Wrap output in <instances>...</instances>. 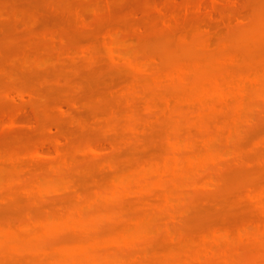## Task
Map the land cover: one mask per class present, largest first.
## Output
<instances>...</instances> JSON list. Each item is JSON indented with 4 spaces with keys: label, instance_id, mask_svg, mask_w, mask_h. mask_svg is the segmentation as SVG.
<instances>
[{
    "label": "rangeland",
    "instance_id": "rangeland-1",
    "mask_svg": "<svg viewBox=\"0 0 264 264\" xmlns=\"http://www.w3.org/2000/svg\"><path fill=\"white\" fill-rule=\"evenodd\" d=\"M38 1L40 4L35 6L32 1L28 2L30 6L23 0H0V101L11 106H24L28 120L25 125L28 123L29 126H20L22 138L31 131L40 132L38 129L48 137L64 135L67 138V156L66 161L60 160L34 171L30 163L15 168L17 165L13 163L17 155L14 149L11 153L5 149L6 152L0 151V264H264V215L249 202L245 203L244 197L264 188V172H261L264 170V129L261 134L258 131L260 127L264 128V1L221 0L213 14H210L211 5L202 11L197 9L202 4L201 0H198L199 4L197 0H189L193 3H189L191 5L186 0L188 7L184 6L185 2L181 4L182 0H129L133 4L132 9L129 1V5L126 4L127 0H63L62 5L59 3L61 0L54 1L57 3L53 0ZM100 2L105 6L108 3L112 10L106 6L109 9L102 12ZM125 4L128 7H124ZM254 6L261 7L257 9ZM116 9L121 14L124 11V16L116 15ZM256 11L260 16L255 15ZM79 13H84V19ZM254 15L257 25L260 24L258 31L255 28L251 30L254 31L252 35L251 31L246 33L251 37L255 35L254 39L257 36L258 41L251 40L248 35H242V39L240 36L232 37L237 44L229 43L230 37L228 42L224 40L236 29L256 22ZM68 19L73 20L72 25L64 24L63 20L66 23ZM110 32L119 39L115 48L121 57L115 65L107 60L105 50ZM74 37L79 41H74ZM193 38H199L198 43L191 46L195 53L200 49L202 52V41L210 39V44L204 48L206 58L201 54L193 55L190 45L186 46L195 41ZM177 45H180L179 51L184 46L179 53L175 50ZM63 47H68L75 54L83 50L91 52L97 60L95 70L88 72L86 66L84 70L82 66L86 61L81 58L63 65L59 57ZM221 47L226 54L218 57L215 53ZM162 48L173 50L170 52L171 62L164 65L161 52L167 50L159 52ZM186 49L191 54H187ZM134 62L140 66L146 63L147 71L144 73L150 76L142 74V78L150 82H142L141 77L134 81L138 76L127 70ZM70 67L72 70L77 68V71L70 73ZM195 68L204 74L198 75ZM180 70L186 72L184 81L178 77ZM156 71L160 73L161 77L156 76L160 77L159 80L152 79V73ZM168 71L174 73L170 79L166 76L170 74ZM35 74L42 76L37 78ZM23 77L30 80L24 81ZM132 81L136 84H131ZM12 83L15 85L9 91L15 94L8 98L5 91ZM71 83L76 87H70ZM127 87H130L131 94L126 96ZM241 87L245 88L247 96L243 109L237 113L235 93ZM40 89L51 94L46 95L47 92ZM42 91L46 93L40 94ZM221 92L230 94L226 105L218 103ZM22 93L31 96L21 100ZM59 106H67L66 109L74 112V118L77 115V121L63 115ZM203 107L206 112H203ZM200 111L205 114L202 120L199 119ZM45 121L63 122L65 129L59 131L54 128V123L51 128ZM94 134L100 135L101 141L109 147L107 154L95 161L90 159L89 153L91 157L87 158L82 149L86 145L85 139L90 137L93 141L97 138H91ZM250 134L254 140L249 143ZM19 135L12 137L14 146L22 139L16 141L15 137L18 139ZM208 136L213 137L209 145L205 142ZM173 139L181 142L179 171L185 172L184 177L178 176L177 179L171 174L169 180L167 178L172 197H177L173 205L159 210V192L149 194L144 203L138 202L134 196L129 197L126 190H137L140 180L153 183L167 162L170 165L174 163L172 155H168L172 153ZM24 144L20 142L19 145L22 153L29 147L28 143L25 144L27 148ZM7 145L1 147L6 148ZM17 147H14L16 153L20 154ZM246 157H250L249 161ZM255 168H259L256 173L253 172ZM235 169H245L249 173L238 175L235 184L226 186V175ZM143 174L147 176L143 178ZM251 181L258 182L256 185L259 187H249L247 183ZM21 184L31 187H26L28 193L29 189L36 191L33 194L36 201L30 200L24 192L26 185ZM114 190L120 193L121 201L99 200L88 204L98 192L105 194ZM7 193L16 195L6 196ZM214 193H220L218 198L227 195V200L224 201V197L222 202H219L220 198L215 200ZM67 198L69 202H65ZM80 207L84 208L86 220L99 216L95 233L102 235H98L100 245L88 241L86 234L72 229L63 231L57 238L59 241L64 236L77 239L78 242L72 245L76 252L70 257L64 256L58 242L52 248V244L58 241L54 238L58 236H45L47 238L44 237L40 243L41 225L34 220L35 213L41 217L50 216L57 226L63 222L61 217L67 211ZM21 221L30 225L27 230L19 227ZM137 221H140L139 225ZM212 221H217L219 227L212 226ZM204 222L206 225L202 227ZM216 228L225 240L211 245L213 240L210 241L209 237ZM247 234L251 240L246 238ZM113 237H133L134 244L108 245V240ZM227 239L230 243L226 242ZM81 241L86 251L77 250ZM38 245H42V252L43 249L47 252L42 254ZM225 245L233 251L230 253ZM222 246L229 252H220ZM15 248L21 250L20 253L15 252L19 251ZM209 248L212 250H206ZM199 254L204 256L203 259L201 255L197 258ZM191 255L196 256L195 262L193 258L190 261Z\"/></svg>",
    "mask_w": 264,
    "mask_h": 264
},
{
    "label": "bare ground",
    "instance_id": "bare-ground-1",
    "mask_svg": "<svg viewBox=\"0 0 264 264\" xmlns=\"http://www.w3.org/2000/svg\"><path fill=\"white\" fill-rule=\"evenodd\" d=\"M16 1V0H15ZM24 2H26V3H28V2H33L34 3V6L37 4V5H39L40 4V2L38 3H36L35 1H33V0H27V1H25V0H23ZM55 0H53V3H57L59 0H57V2H54ZM62 1L63 0H61V2H59L60 4L62 3ZM128 1L129 0H127V2H126V4H128L129 5V3H130V1H129V3H128ZM133 2L135 1V0H132ZM147 1V0H146ZM151 0H148L147 2H150ZM155 1H157V0H155ZM189 1V0H188ZM191 1V0H190ZM188 2V4L189 3H191V2ZM194 1V0H193ZM198 1V0H197ZM196 1V3L197 4H199V3H201V2H197ZM202 1V4H200L198 7H197V9L198 10H203V8H204V10L206 9V8H208V5L211 7V9L212 10H210L211 12H210V14H213L214 12H215V10L218 8L217 7V5H219L220 4V1L221 0H212L210 3L211 4H208L209 3V0H208V2H206L207 0H201ZM263 1L264 0H262L261 2L263 3ZM152 2H154V1H152ZM181 2V1H180ZM183 2H185V4L186 5H184V6H187V1L186 0H182V2H181V4H184ZM261 2H259V5L261 4ZM64 3V2H63ZM104 3V2H103ZM135 3H137V2H135ZM135 3H134V5H135ZM195 3V2H194ZM32 4V3H31ZM126 4H125V6L124 7H128V6H126ZM191 4H193V3H191ZM191 4H189V5H191ZM257 3H255V5H256ZM28 5H30L29 3H28ZM62 5V4H61ZM98 5V4H97ZM96 5V6H97ZM100 5L102 6V12H106V9H109L108 7H106V6H109L110 7V11L112 10L111 9V6L110 5H108V3H107V5L105 6V4L103 5V4H101V2H100ZM100 5H98V9H97V7H95L98 11L100 10ZM130 5H132V6H130ZM130 5H129V8L131 7V9H132V7H133V4L132 3H130ZM188 5V6H189ZM264 5V4H263ZM31 6V5H30ZM32 6H33V4H32ZM60 6V5H59ZM104 6V7H103ZM137 5H135L134 6V9H135V7H136ZM181 6V5H180ZM184 6H182L183 8H184ZM187 6V7H188ZM193 6H195V8H196V5H193ZM256 6H258V5H256ZM86 7H88V6H86ZM181 7V8H182ZM255 7V6H254ZM261 7V6H260ZM260 7L259 8H257V7H255V8H257V9H260ZM123 7H121V9H122ZM137 8V7H136ZM255 8H254V11H255ZM121 9H119L118 8V10H121ZM125 9H127V8H125ZM177 9V8H176ZM178 9H179V7H178ZM256 9V10H257ZM100 10V11H101ZM105 10V11H104ZM109 10H107V12H109ZM117 10V9H116ZM117 10V12H115L116 13V15L118 14V15H120L121 13L119 12ZM123 10H124V8H123ZM128 10V9H127ZM136 10V9H135ZM139 10V9H138ZM16 11V10H15ZM99 11V12H100ZM126 11V10H125ZM129 11V10H128ZM130 11H134V10H130ZM172 11V10H171ZM170 11V12H171ZM258 11V10H257ZM257 11H256V13H255V15L256 14H258V16H260L259 15V13H257ZM16 12H18V11H16ZM127 12V11H126ZM169 12V11H168ZM260 12V11H259ZM120 13V14H119ZM123 14L125 13L124 11L122 12ZM130 13V12H129ZM80 14V18H83L84 19V13H79ZM78 14V15H79ZM123 14H121L120 15V17L123 15ZM126 15V14H125ZM254 15V16H255ZM86 16V15H85ZM124 16V15H123ZM212 16V15H211ZM257 16V17H258ZM256 18V16L254 17V19ZM260 18V17H259ZM69 20H70V22H69ZM61 21V20H60ZM64 21V24H71V21H72V24H73V20H71V19H68V20H66L67 22L65 23V20H63ZM258 20H257V18H256V22H253L252 21V24L250 25V24H248V27H242V28H240L239 30L238 29H236L235 31H233V32H231L230 33V35H227L226 36V38L224 39L225 41H227V38H231V39H229L228 41H229V43H235V44H237L236 43V41H234V39L233 38H235V37H239L240 36V38L242 37V35L244 36H247L248 34L247 33H249L251 30H256L257 29V26L259 27V25H257L258 23ZM61 23H63L62 21H61ZM168 22H166V24H167ZM260 23V22H259ZM71 24V25H72ZM70 25V26H71ZM67 26H69V25H67ZM101 27H99L98 28V30L100 31L101 29H100ZM256 28V29H255ZM249 31V32H248ZM256 31H258V29L256 30ZM97 32V31H96ZM247 32V33H246ZM252 33H251V35L253 34V32L254 31H251ZM246 33V34H245ZM250 34V33H249ZM244 36V37H245ZM255 35H253V37H254ZM54 39H55V37L56 36H52ZM73 37V36H72ZM233 37V38H232ZM247 37H251L250 35H248ZM253 37H251L250 39L251 40H253L254 38ZM70 38H71V36H70ZM75 38V37H74ZM243 38V37H242ZM241 38V39H242ZM253 38V39H252ZM76 39V40H75ZM74 39V41H79V40H77V38H75ZM90 39V38H89ZM193 39H195V38H193ZM198 39L199 38H196L195 39V41L193 42V43H191V44H187L186 46H188L189 47V45H190V51L192 52V54L194 53V54H201L200 56H205L207 53H205V55H204V48L206 47V46H208L209 44H210V39H206L205 41H202V39H201V41H202V45L204 46V48H203V50H202V52L199 50H197L198 51V53H197V51H196V53H195V50H194V52L192 51L193 49H192V47H193V44H197L198 43ZM233 39V40H232ZM250 39H248V41L250 40ZM256 39H259V38H257V36H256V38L254 39V40H256ZM73 40V39H72ZM91 40V39H90ZM118 40L119 39H117L116 38V34L115 33H113V32H110V34H109V38L106 40V42H105V50H106V52H107V60L111 63V64H117L118 63V60L120 59V57H121V53H119V51L117 50V48H115V47H117L116 45H117V43H118ZM197 40V41H196ZM239 40V39H238ZM243 40H247V39H243ZM200 41V40H199ZM227 41V42H228ZM245 41H243V42H245ZM256 41H258V40H256ZM255 41V42H256ZM120 42V41H119ZM223 42V41H222ZM247 42V41H246ZM250 42V41H249ZM254 42V41H253ZM195 44V45H196ZM182 45H184V44H182ZM181 45V46H182ZM202 45H200L199 44V46H202ZM221 45V44H220ZM219 45V46H220ZM234 45V44H233ZM192 46V47H191ZM198 46V47H199ZM202 46V47H203ZM184 46H182V48H181V50L182 49H184L183 48ZM188 47H185V48H188ZM223 47V46H222ZM219 48V50L215 53V55L216 56H218L219 57V55H222L221 57H223V54L225 53L223 50V48ZM64 48V47H63ZM67 49H62V48H60V49H62V50H60V52H59V57H60V59L62 60V61H60L61 63H64L63 65H65V63L67 64H69V61H76L77 59H84L85 61H86V63L84 62V66H82L83 68H84V70H85V66H86V71H88V72H92V71H94L95 70V68H96V64H97V60H96V58L92 55V53L91 52H89V51H87V50H83L82 52H79V53H76L75 54V52H72L70 49H68V47H66ZM175 50H176V52L177 53H179V52H181V50L179 51V48H180V45H177V46H175ZM164 48H162V49H159L160 51L159 52H161V50H163ZM166 49V48H165ZM165 49L163 50V51H165ZM177 49H178V51H177ZM167 50V49H166ZM188 50L189 49H186L185 51H187L186 53L187 54H191V53H188ZM226 50V49H225ZM118 51V52H117ZM168 51V52H167ZM167 51H165V52H161V54L163 53V56H162V58H161V61H162V63H163V65L168 61V62H171V53L170 52H172L173 53V50H167ZM184 51V52H185ZM227 51V50H226ZM175 52V53H176ZM199 52H201V53H199ZM170 53V54H169ZM193 54V55H194ZM226 54V53H225ZM224 54V55H225ZM172 55H175V54H172ZM209 55V54H208ZM211 55H213L214 56V54H211ZM199 56V57H200ZM215 56V57H216ZM230 56H231V54H230ZM196 57H198V55L196 56ZM210 57V56H209ZM225 57H227V56H225ZM224 57V58H225ZM229 57V56H228ZM227 57V58H228ZM204 58V57H203ZM205 58H206V56H205ZM217 58V57H216ZM216 58H215V60H216ZM59 59V60H60ZM209 59H212V57H210ZM232 58H230V60H231ZM176 60V59H175ZM208 60V59H207ZM212 60H214V59H212ZM217 60H219L218 58H217ZM217 60H216V62H217ZM220 60L221 61H223V59L222 58H220ZM219 60V61H220ZM225 60H227V59H225ZM229 60V59H228ZM178 61V60H177ZM177 61H175V62H177ZM210 61V60H209ZM215 62V61H214ZM213 62V63H214ZM67 64V65H68ZM146 64V63H145ZM145 64H144V66H143V63L141 64L142 66H140V64L138 63V64H136V62H134V63H131L129 66H128V68H130V69H127L128 70V72L130 71H132L133 72V74L132 75H136V76H138V77H136V78H134V81L135 82H137V80L139 79V77H143L142 76V74L144 75L145 73H144V71H147L146 69H145ZM208 64H209V62H208ZM67 68H68V66H67ZM73 69L75 70H72V67H70L69 69H68V71H70V73H74V72H76L77 70V68L75 69V67H73ZM196 69V68H195ZM197 69H198V67H197ZM196 69V73L198 74V75H200L201 73L202 74H204L202 71V66H201V69L200 70H202V71H198ZM161 70V69H160ZM159 70V71H160ZM159 71H156V73L154 72V73H152V74H154L153 76L154 77H152V79H154V78H156L157 80H159L158 79V77L160 76L159 74L162 72V71H160V73H158ZM169 72V71H168ZM170 74H167V73H165V74H167L166 76L170 79V76H174L173 74L174 73H172V72H169ZM172 73V74H171ZM200 73V74H199ZM140 74H141V76H140ZM157 74L159 75L158 77H156L157 76ZM201 74V75H202ZM11 75V74H10ZM35 75H37V74H35ZM169 75V76H168ZM38 76V77H37ZM36 77L37 78H39L40 76H42V75H37ZM144 76H146V74L144 75ZM150 76V75H149ZM149 76H146V77H149ZM35 77V76H34ZM135 77V76H134ZM161 77V76H160ZM159 77V78H160ZM171 77V78H172ZM178 77H179V79H180V81H184V80H186L185 78H186V72L184 71V70H180V73H179V75H178ZM25 77H23V80L25 81H29L30 80V78L28 79H24ZM33 78V77H32ZM138 78V79H137ZM140 78V79H141ZM144 78V77H143ZM143 78H142V80H143ZM34 79V78H33ZM155 79V80H156ZM141 80V81H142ZM156 80V81H157ZM134 81H132L131 82V84L133 83V85H134ZM140 81V82H141ZM150 82L151 80H146V82L143 80L142 82H144V83H148V82ZM153 81V80H152ZM155 82V81H154ZM136 84V83H135ZM15 84L14 83H12L11 85H10V88H8V90H6L7 92L9 91V89L10 90H12V86H14ZM70 85V87L72 86H74V87H76V85H74V84H69ZM157 85H158V83H157ZM134 87V86H133ZM133 87H131V88H133ZM244 87V86H243ZM243 87H241V88H239V89H241V90H237L236 91V93H235V106H236V109L235 110H237V113H239V112H241L240 110H242L243 109V106H244V102H245V98H246V94H245V88H243ZM16 89V86L15 87H13V90H15ZM128 88V87H127ZM243 88V89H242ZM135 89V88H134ZM40 90H45V89H40ZM49 90V89H48ZM127 90H129V91H127ZM126 90V93L127 94H125L126 96L128 95V93H130V87L128 88ZM5 91V94H7V96H8V98L9 97H12L14 94H15V92L14 91H9L8 93ZM43 91H42V93H40V94H44V93H46V95L48 94V95H50L51 94V92L50 91H46V92H44L43 93ZM134 91V90H133ZM132 90H131V92H133ZM39 92H41V91H39ZM38 92V93H39ZM124 92H125V90H124ZM50 93V94H49ZM131 94V93H130ZM129 94V95H130ZM31 96V94H25V93H22V94H20V98H21V100H25L26 99V97H30ZM218 99H219V101H218V103H220L219 105H226L227 103H228V101H229V99H230V94L229 93H225V92H221L220 93V95L218 96ZM4 102V101H3ZM8 102H4V103H2L1 101H0V147H1V145H3V147L4 146H6L7 144V147L6 148H3V147H1V148H3V150L1 149L0 151H9V153H11V152H13L12 151V149H14V151H15V154L17 155V156H15V154H14V156L16 157L14 160H15V163H13L14 165H17V166H15V168L17 169V167L19 166H23V165H25L26 163H30V166H31V164H32V166L35 168V170L34 171H36V169L39 171V169L38 168H40V170H41V168H44L45 167V165L46 166H48V164H50V165H54V164H56V163H58V162H60V160H62V161H66V156H67V150L65 149V147H66V141H67V138L64 136V135H58V136H54V137H48V136H46V134L44 133V134H42L41 133V129H38L37 131H40V132H29V133H27V134H25L24 136H23V138H22V136H20L19 134H21L20 132V126L23 124L24 126L23 127H26L27 125H28V123H27V125H25V123H26V121L28 122V120H27V112H26V110H25V108H24V106L23 105H18V106H11L9 103L7 104ZM65 107H67V106H59L58 108H59V111L63 114V115H66L67 117L68 116H70V117H72V119H70V120H73V119H75V120H73V122L74 121H77L76 120V116L77 115H75V118H74V112L72 113V111L69 109V108H65ZM203 109H204V111L203 112H206V109L203 107ZM203 109H201V110H203ZM239 111V112H238ZM44 112V111H43ZM48 112V111H47ZM47 112H45L46 113V115H47ZM203 112H201L200 111V115H199V119H201L202 118V116H204V115H202V113ZM236 112V111H235ZM41 113V112H40ZM49 113V112H48ZM41 114H43V113H41ZM199 114V113H198ZM44 115V117H47V116H45V114H43ZM43 115H41V116H43ZM40 116V117H41ZM40 120H44L43 118H40ZM202 120V119H201ZM205 121V120H204ZM46 122L47 121H45L44 123L46 124ZM43 123V125H45ZM53 123L55 124V127L53 126ZM63 123V122H62ZM62 123H60V122H52V123H49V122H47V124L49 125V126H51V128L52 127H54V128H56V129H58L59 131H64V124L62 125ZM66 123V122H65ZM106 123H109V122H106ZM30 124V123H29ZM47 124H46V126H47ZM58 126H57V125ZM61 124V125H60ZM112 124V123H111ZM29 126V125H28ZM57 126V127H56ZM43 127H45V126H43ZM46 128V127H45ZM51 128H50V130H51ZM261 128V127H260ZM260 128L258 129V131H259V134H261L260 133V131H262V129H264V128H261V130H260ZM107 129V128H106ZM21 130L23 131V129H22V127H21ZM112 130V129H111ZM43 131V130H42ZM256 133H257V131H255ZM255 132H254V134H255ZM264 132V131H263ZM23 133L24 132H22V135H23ZM253 133V132H252ZM254 134H253V137H254ZM258 134V133H257ZM17 135H19V137H18V139H17V137H15V139H16V141H18L20 138H22L21 140H19L21 143L23 142V144H24V142L26 141V143H28L29 145H27V147L25 146V144H24V146L27 148V149H25V147H23V145H22V147L26 150V152H25V150H24V153H22V148L20 147L21 145H20V142L18 141V142H16L17 144H16V146H14L15 144L14 143H11V142H14V139L12 138V137H14V136H17ZM97 135V134H96ZM95 134L94 135H92V137L91 138H93V137H97V138H93V141H92V139H90V137L89 138H87V139H85V147H86V152H85V147L84 148H82L81 146V148L82 149H84V155L88 158V156H90L89 154H91V156H92V158H90L91 160H93V161H95L96 159L98 160V159H100V158H97V157H101V156H104L105 154H107V152H108V149H109V147H108V145L104 142V141H101V140H103L102 139V137L100 136V135H97L96 136ZM251 135V134H250ZM256 135V134H255ZM98 136H100V137H98ZM257 136H259V135H257ZM248 137H250V136H248ZM12 138V139H11ZM100 138V139H99ZM256 138V137H255ZM89 139V140H88ZM99 139V140H98ZM252 135H251V137L248 139V142L250 143V141H252V140H254V139H252ZM13 140V141H12ZM206 141V144L207 145H209V144H211L212 143V141H213V137L212 136H208V137H206V139H205ZM92 141V142H91ZM8 142H10L11 143V145L8 143ZM87 142V143H86ZM249 143H247V144H249ZM6 144V145H5ZM14 144V145H13ZM171 144H172V153L170 154H168V155H172V156H170L171 158H172V160L174 161V163L172 164V165H170L168 162L166 163V166H165V169L163 170V172H162V174L159 176V178L157 179V180H155L153 183L152 182H149V181H147L146 179H144V180H140L139 181V184H138V188H137V190H135V191H132V192H129L128 190H126V193L128 194V196L129 197H131V196H134V197H136L137 199H138V202H140V203H144V202H146L147 200H148V195L149 194H151L152 192H159V194H161V196H160V201H158L159 202V204H158V206L157 207H159V210L160 209H167L169 206H171V205H173L172 203L174 202V199H175V201H176V199H177V197L176 198H174V197H172V193H171V191H170V189L167 187L168 186V181H167V178H168V176H170L171 174H173L177 179H178V176H182L183 175V177L185 176L184 174H185V172L183 173L182 171H179L180 169H179V161H180V156H181V152H182V145H181V142L178 140V139H173L172 141H171ZM10 145V146H9ZM20 145V146H19ZM12 146V147H11ZM17 147L16 149H17V151H19V150H21V153L19 154H17L16 153V150H15V148L14 147ZM188 146H189V144H188ZM11 147V148H10ZM21 148V149H20ZM5 149V150H4ZM8 149H10V150H8ZM5 151V152H6ZM89 153V154H88ZM1 155V154H0ZM13 155V154H12ZM8 156H11V155H9L8 154ZM14 156H12V158L11 159H13V157ZM90 156V157H91ZM258 156V155H257ZM93 157H96L95 159H93ZM194 157V155L192 156V158ZM251 158H252V156H250ZM250 157H246V161H249V159H250ZM255 157V156H254ZM1 158V157H0ZM102 158V157H101ZM249 158V159H248ZM196 159V158H195ZM194 159V160H195ZM253 159V158H252ZM14 160H13V162H14ZM57 160H59V161H57ZM193 160V161H194ZM244 160H245V158H244ZM57 161V162H56ZM10 162H11V160H10ZM193 165H195V163H192ZM12 165V164H11ZM14 165H12V167L14 166ZM109 165H110V167H112L113 166V164H111V162L109 163ZM44 166V167H43ZM24 167V166H23ZM22 167V168H23ZM14 168V167H13ZM32 168V167H31ZM263 168V167H262ZM20 169V168H19ZM259 168H255V171H253L254 173H256V171L258 170ZM264 169V168H263ZM260 170H262V169H260ZM261 172H264V170H262ZM261 172H259V173H261ZM35 174L34 175H36L37 174V172H34ZM229 173V172H228ZM245 173H249V172H247L245 169H238V170H233L232 172L230 171V173L229 174H227L226 175V177H225V180H226V186H231V185H233V184H235V179H236V177L238 176V175H242V174H245ZM258 174V173H257ZM147 175L146 174H143V178H145ZM172 176V175H171ZM187 176V175H186ZM174 177V178H175ZM37 180V179H36ZM168 180H169V178H168ZM258 181H260V182H262V179L260 180V178H258ZM34 183V182H33ZM258 182H248L247 184H250L249 185V187H251L252 188V186L254 185V186H257L256 184H257ZM28 184V183H27ZM121 184H123V183H121ZM245 184V183H244ZM243 183H241V185L243 186L244 185ZM252 184V185H251ZM23 184H21V186H22ZM24 185H26V184H24ZM23 185V186H24ZM29 185V184H28ZM28 185H26L25 186V188H24V192H26L28 195H29V197H30V200H32V202H34L33 201V199H35V196L33 195V194H35L36 193V191H34V190H32L31 189V191H30V189H29V193H28V188H31V187H29ZM260 185V184H259ZM28 186V188H26ZM244 186H246V184L244 185ZM253 186V187H254ZM248 187V186H247ZM257 187H259V186H257ZM19 188V187H18ZM23 188V187H22ZM22 188H20V190L22 189ZM255 188V187H254ZM25 189H27V191L25 190ZM261 189V188H260ZM16 190V189H15ZM15 190H13V191H15ZM19 190V189H18ZM17 190V191H18ZM23 190V189H22ZM257 190V189H256ZM254 190L253 192H249V193H247V195H245L244 197H245V199H246V202L245 203H247V202H249V205L251 204V205H253V206H255L258 210H259V212L262 214V216L264 215V188L263 189H261L262 191H260V190ZM11 191V190H10ZM9 191V192H10ZM12 191V192H13ZM128 191V192H127ZM8 192V193H9ZM6 194V196L7 195H13V197H14V195H16V193L15 194H12V193H10V194ZM14 193V192H13ZM38 193H41V191H39ZM37 193V194H38ZM100 192H98L97 193V196H95L93 199H91L90 201H89V205H91V204H93V203H95V202H97V201H99V200H103V201H121L122 200V198H121V195H120V193L118 192V190H114V191H112L111 193H100ZM130 193V194H129ZM26 194V195H27ZM27 195V196H28ZM225 195V194H224ZM38 196H40V194L38 195ZM38 196H36V198H38ZM211 196V195H210ZM214 196L215 197H217V196H220V193H219V195L218 194H216V193H214ZM213 196V197H214ZM226 196L227 195H225V197L224 196H222V197H224L223 199H224V201L225 200H227V198H226ZM29 197H28V199H29ZM212 197V196H211ZM210 197V198H211ZM222 197L220 198L221 199V201L219 200V202H222ZM10 198H12V197H10ZM218 197L215 199V200H217L218 201V199H219ZM27 198H26V200H28ZM68 199V198H67ZM30 200H28V201H30ZM37 199H35V201H36ZM210 200V199H209ZM213 200V199H212ZM70 200L68 199V201H65V202H69ZM31 202V201H30ZM116 202H112V203H116ZM213 202V201H212ZM244 202V201H243ZM216 203H218V202H216ZM84 208L83 207H80V208H77V209H73V210H70V211H67L61 218L63 219V222L61 223V224H59V225H57V226H55L53 223H52V220L51 219H53V218H51L50 216L48 217V216H44V217H41L40 215L41 214H39L38 216L37 215H33V217H34V220H36L41 226V229H39V231H41V234H40V236H42L40 239H39V241H40V243H42L43 242V238L45 237V236H48V237H50V236H54V237H56V236H58V237H56V238H54V239H56V240H58L57 238H59L60 236V233H62L63 231H65V230H68V229H72L73 231H77V232H79V233H84V234H86V236H88V241H91V242H94L95 244H99L100 245V240H98V235L99 236H102L101 234H98V235H96V233H95V231H96V225H97V219L99 218V216H97V217H93L92 219H91V221L90 220H86V218L84 217ZM21 214V213H20ZM37 214H38V212H37ZM16 216H19V215H16ZM138 218H139V216H138ZM135 219H136V217H135ZM140 219H141V217H140ZM137 220V219H136ZM141 221V220H140ZM140 221L138 222V225L140 224ZM142 221H143V219H142ZM213 221H215V220H213ZM212 221V222H213ZM218 221V220H217ZM213 222L212 223V226H214V225H216L218 222ZM204 224H205V222L203 223V225H202V227L204 226ZM210 224V223H209ZM220 224V223H219ZM206 225V224H205ZM208 225V224H207ZM29 224L26 222V221H21V223H20V225H19V227L20 228H22V229H28L29 228ZM199 226L201 227V225L199 224ZM211 226V225H210ZM205 227V226H204ZM216 227H219L218 225H216ZM8 228H11V226H8ZM11 232V231H10ZM9 232V234H11ZM13 232V231H12ZM40 233V232H39ZM204 233H206V232H204ZM212 233H213V235H212ZM211 234H210V236L211 237H209V238H211V239H209L210 241L211 240H213V242L211 241H208V242H210L211 243V245L212 244H214V242H216L215 244H218V241H221V240H225V237L223 236V234L220 232V230H219V228H216L213 232H212ZM13 234V233H12ZM13 236V235H12ZM15 236V235H14ZM207 236H209V235H207ZM206 236V237H207ZM66 237V238H65ZM205 237V238H206ZM213 237V238H212ZM45 238H47V237H45ZM44 238V239H45ZM62 238V239H61ZM60 238V241L58 240V241H56V242H54L53 244H52V248L56 245L57 246V242H58V246L59 247H61V250H62V252H63V254H64V256L65 257H70V256H72V255H74L75 254V250H73L72 249V245L73 244H75V243H77L78 241H77V239H75L74 237L72 238V236H64V239H63V237H61ZM208 238V237H207ZM206 238V239H207ZM246 238H248V239H250L249 238V235L247 234L246 235ZM99 239H101V238H99ZM247 239V240H248ZM208 240V239H207ZM207 240H205V242L207 241ZM251 240V239H250ZM254 240H258V241H262L263 240V238L262 239H257V238H254ZM99 241V242H98ZM227 241H229L228 239L226 240V242ZM257 241V242H258ZM108 245L110 244H115V245H117V246H119L118 244H125V246H132L133 244H134V240H133V237H113V238H111L110 240H108ZM204 242V241H203ZM204 242V243H205ZM223 241H221L220 242V244L222 243ZM39 242H38V244H40ZM56 243V244H55ZM80 244L79 245H77V250L79 251V252H83V251H86V248H85V245L83 244V242L81 241V242H79ZM106 243H107V241H106ZM207 243V242H206ZM205 243V244H206ZM227 243H230V242H227ZM226 243V244H227ZM54 245V246H53ZM94 245V244H93ZM99 245H96V246H99ZM202 245H203V243H202ZM207 245H208V243H207ZM207 245H204V247L206 246L207 247ZM230 244H228V246H229ZM42 246V245H41ZM40 246V247H41ZM95 246V245H94ZM209 246V245H208ZM214 246V245H213ZM225 246H227V245H225ZM223 247L222 246V250L220 251V252H223L224 251V253L225 252H229V249H230V253L233 251L232 250V248H229L228 246V248L227 247ZM38 247H39V245H38ZM37 247V248H38ZM38 248V250H40V252H42V250H41V248ZM210 247V246H209ZM18 248H20V247H18ZM18 248H15V249H18ZM36 248V249H37ZM224 248H227L228 249V251H227V249H224ZM42 249H43V247H42ZM58 250L57 251H59V249L60 248H57ZM19 250V249H18ZM38 250H36V253H38L39 251ZM60 250V251H61ZM206 250H212V249H206ZM20 251L21 250H19V251H16L15 250V252H19L20 253ZM59 251V252H60ZM43 252H47V251H45V249H43ZM43 252H42V254H43ZM62 252L60 253L61 255H62ZM140 252V251H139ZM35 253V252H34ZM35 253V254H36ZM137 253V252H136ZM223 253V254H224ZM34 254V255H35ZM196 254V253H195ZM226 254V253H225ZM229 254V253H228ZM41 255V253H39V256ZM200 255H201V259H203V255L202 254H199V256H197V258H199L200 257ZM38 256V255H37ZM37 256H35V257H37ZM195 256V255H194ZM193 255H191V259H190V261L192 260V258H193V262H195V259L194 258H196V256L194 257ZM34 257V258H35ZM188 260H189V258H188ZM199 261H200V259H198Z\"/></svg>",
    "mask_w": 264,
    "mask_h": 264
}]
</instances>
